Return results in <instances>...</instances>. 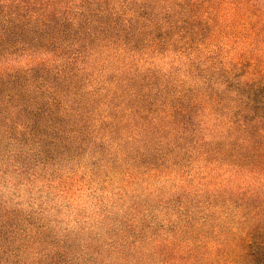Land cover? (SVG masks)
I'll return each mask as SVG.
<instances>
[{
  "label": "trees",
  "instance_id": "obj_1",
  "mask_svg": "<svg viewBox=\"0 0 264 264\" xmlns=\"http://www.w3.org/2000/svg\"><path fill=\"white\" fill-rule=\"evenodd\" d=\"M0 264H264V0H0Z\"/></svg>",
  "mask_w": 264,
  "mask_h": 264
},
{
  "label": "rangeland",
  "instance_id": "obj_2",
  "mask_svg": "<svg viewBox=\"0 0 264 264\" xmlns=\"http://www.w3.org/2000/svg\"><path fill=\"white\" fill-rule=\"evenodd\" d=\"M85 196H86V194L83 195V197H85Z\"/></svg>",
  "mask_w": 264,
  "mask_h": 264
}]
</instances>
